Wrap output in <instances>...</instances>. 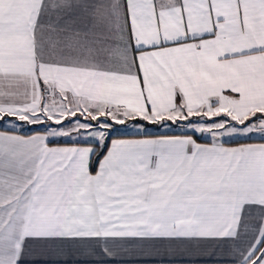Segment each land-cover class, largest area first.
Listing matches in <instances>:
<instances>
[{
    "label": "snow or ice",
    "instance_id": "1",
    "mask_svg": "<svg viewBox=\"0 0 264 264\" xmlns=\"http://www.w3.org/2000/svg\"><path fill=\"white\" fill-rule=\"evenodd\" d=\"M0 264H264V0H0Z\"/></svg>",
    "mask_w": 264,
    "mask_h": 264
},
{
    "label": "rangeland",
    "instance_id": "2",
    "mask_svg": "<svg viewBox=\"0 0 264 264\" xmlns=\"http://www.w3.org/2000/svg\"><path fill=\"white\" fill-rule=\"evenodd\" d=\"M123 127H124V126H120V125L117 126V128H123ZM148 128H149V130H150L153 134L158 133V131H157V126H155V125H149ZM159 131H163V130L160 129ZM173 131L178 132L179 129H173ZM131 132H132V129H128V132H127V133H126V132H118V133H114V135L129 134V133H131Z\"/></svg>",
    "mask_w": 264,
    "mask_h": 264
},
{
    "label": "trees",
    "instance_id": "3",
    "mask_svg": "<svg viewBox=\"0 0 264 264\" xmlns=\"http://www.w3.org/2000/svg\"><path fill=\"white\" fill-rule=\"evenodd\" d=\"M156 134H158V133H156ZM156 134H154V135H156ZM114 137H128V135H114Z\"/></svg>",
    "mask_w": 264,
    "mask_h": 264
},
{
    "label": "crops",
    "instance_id": "4",
    "mask_svg": "<svg viewBox=\"0 0 264 264\" xmlns=\"http://www.w3.org/2000/svg\"><path fill=\"white\" fill-rule=\"evenodd\" d=\"M120 135H128V134H120ZM117 138H127V137H117Z\"/></svg>",
    "mask_w": 264,
    "mask_h": 264
}]
</instances>
